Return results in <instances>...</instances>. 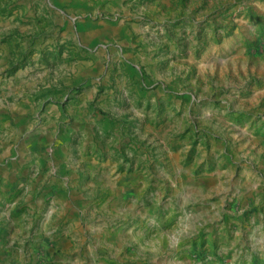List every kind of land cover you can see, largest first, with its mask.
Instances as JSON below:
<instances>
[{
    "label": "rangeland",
    "instance_id": "1",
    "mask_svg": "<svg viewBox=\"0 0 264 264\" xmlns=\"http://www.w3.org/2000/svg\"><path fill=\"white\" fill-rule=\"evenodd\" d=\"M28 2L0 0L1 102H18L11 88L22 70L28 78L45 71L47 81L48 68L63 74L64 51L72 75L81 57L74 40L37 45L47 35L41 26H56L58 38L64 17L57 5L35 13L39 4ZM138 3L151 26H168L172 55L182 59L183 118L163 101L143 105L138 97L135 112L125 101L103 107L101 90L87 100L79 87L61 92L46 152L56 159L57 182L81 187L85 208H37L44 184L35 187L33 205L23 202L30 189L22 187L12 194L17 202L7 198L0 264H264V0ZM160 34L152 30L150 40ZM207 57L216 67L199 72ZM156 68L165 74L162 61ZM42 112L39 105L28 117ZM116 171L129 176L125 189ZM108 195L125 212L105 226L98 210ZM103 230L111 239L99 236Z\"/></svg>",
    "mask_w": 264,
    "mask_h": 264
},
{
    "label": "crops",
    "instance_id": "2",
    "mask_svg": "<svg viewBox=\"0 0 264 264\" xmlns=\"http://www.w3.org/2000/svg\"><path fill=\"white\" fill-rule=\"evenodd\" d=\"M28 1L29 4H39L40 8H33L32 12L42 13L43 9L57 5L61 8L60 13L64 17L60 23L58 38L56 26L53 24L41 26L47 35L45 39L37 40V45L51 49L58 40L64 43V47H70L69 43L74 40L80 49L81 57L77 60V69L72 75V65L64 51L62 62L58 66L60 70H63V74L52 75L51 68H48L47 81L42 78L45 71L35 73L28 78L25 77L27 71L22 70L18 74L21 76L16 80L14 88H11L18 92L20 96L18 102L0 101V236L7 230L3 219L12 212V209H7L10 205L7 198L15 199L17 195L12 194H16L22 187L30 189L23 202L33 205L30 201L35 187L44 184L45 187L41 190L38 187V191L41 192L39 198L36 194L34 195L36 199L38 198L35 206L37 208L45 203L52 207L59 204L64 211L71 207L69 210L71 213L85 208V202L81 201L83 198L81 187L73 186L71 182H57L52 166L53 160L56 159L49 158L46 152L52 142L49 126L57 121L59 116L56 97L61 92L65 94L71 88L79 87V96L87 100L93 93L101 90V98H107L102 104L106 108L107 102L125 101L131 109L138 112L140 108L135 106V102L140 97L144 102L143 105L147 101L154 104L160 101L164 104L170 103L171 105H165L164 109L178 112L180 119L186 111L182 88L183 66L178 65L182 59L172 55L170 47L173 46L165 34L168 26L162 24L151 26L150 18H148L150 15L146 18L140 16L143 10L138 3L139 0ZM147 8L149 6H144L146 12ZM152 30L163 34L151 41L149 35ZM204 59L205 63L203 66L199 65L198 71L208 73L214 69V66L216 67V64L210 57ZM161 61L165 68L164 75L156 68ZM113 62L116 64L115 67ZM53 72L55 73V69ZM145 83H149L148 90L141 89ZM130 89L136 93L130 91V96ZM33 91L40 96L37 101L29 98ZM195 95V92L190 95L192 103ZM39 105L43 112L37 118L30 119L28 114L39 108ZM101 110L104 111V108ZM9 112L17 113V120L9 115ZM33 124L35 128H31ZM12 127L16 129L13 131ZM64 144L63 154L60 153V157L67 155L68 141ZM88 158L90 157H86ZM125 175L126 172L114 173L115 179L122 184L121 189H125L128 183L129 176ZM77 192H79L78 195ZM76 197L78 199L73 201ZM15 202H17L16 199L13 203ZM98 212L101 214V221L105 224L109 219L120 217L125 211L120 203L116 200L112 201V197L108 195ZM14 221L20 222L18 218ZM99 236L103 239H111V233L107 230H103Z\"/></svg>",
    "mask_w": 264,
    "mask_h": 264
}]
</instances>
